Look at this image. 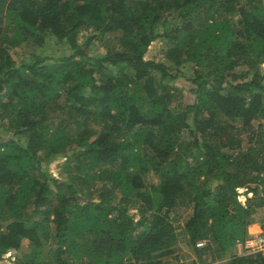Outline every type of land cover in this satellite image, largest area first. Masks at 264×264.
I'll return each mask as SVG.
<instances>
[{
  "label": "trees",
  "instance_id": "obj_1",
  "mask_svg": "<svg viewBox=\"0 0 264 264\" xmlns=\"http://www.w3.org/2000/svg\"><path fill=\"white\" fill-rule=\"evenodd\" d=\"M257 222L264 0H0V260L264 264Z\"/></svg>",
  "mask_w": 264,
  "mask_h": 264
},
{
  "label": "rangeland",
  "instance_id": "obj_2",
  "mask_svg": "<svg viewBox=\"0 0 264 264\" xmlns=\"http://www.w3.org/2000/svg\"><path fill=\"white\" fill-rule=\"evenodd\" d=\"M56 49L57 50H55V49L49 50V52H51V51H55L53 53L59 52V46H57ZM23 50H24L23 46L16 48L15 52L13 51L14 57L17 59L18 58L20 59L23 56V53H24ZM29 50H31V49L29 48ZM164 50H165V45L163 44V41L161 39H156L155 41H153L149 45L148 50L145 53V58L155 59L157 61L158 60H165ZM189 83H190V81H188L187 79L179 78L177 80V84L184 86L185 91H186L187 96H188V99L191 100L192 96H191L190 92L187 90V89H189ZM65 159H66V157L58 158L57 160H54L53 162L50 163V165H49L50 171L55 176H57V177L60 176L61 165L65 161ZM131 212H136V209H132ZM254 224H256L259 227L256 230H254V229L252 230L251 236L263 235V227L261 226V223L257 222ZM23 242L25 245L29 244L28 240H24ZM182 243H183V241L180 242V244H179L180 249L177 252L178 258L180 259L181 262L184 261L188 264H191L193 262V260L197 259V256H196V254L193 251L191 246L189 247V246H186L185 244H182ZM235 250L239 254L250 252V251H247L246 249H239L237 247V245H236ZM250 253H252V252H250ZM13 259H14V255L7 253V254H5L4 258L2 260H0V264H11Z\"/></svg>",
  "mask_w": 264,
  "mask_h": 264
},
{
  "label": "built area",
  "instance_id": "obj_3",
  "mask_svg": "<svg viewBox=\"0 0 264 264\" xmlns=\"http://www.w3.org/2000/svg\"><path fill=\"white\" fill-rule=\"evenodd\" d=\"M205 244L204 241H199L197 246L201 247ZM239 249H246L250 252H258L264 250V235L249 236L245 240L238 241L236 243ZM9 254H11L9 252Z\"/></svg>",
  "mask_w": 264,
  "mask_h": 264
},
{
  "label": "crops",
  "instance_id": "obj_4",
  "mask_svg": "<svg viewBox=\"0 0 264 264\" xmlns=\"http://www.w3.org/2000/svg\"><path fill=\"white\" fill-rule=\"evenodd\" d=\"M258 227H259V226H257L256 224H252V226H250V228H249L250 233H252V230H253V229H254V230L258 229Z\"/></svg>",
  "mask_w": 264,
  "mask_h": 264
}]
</instances>
